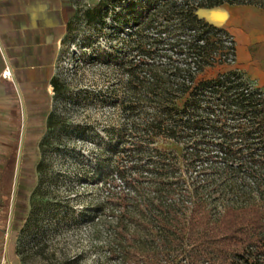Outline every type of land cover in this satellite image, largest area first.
<instances>
[{
    "label": "trees",
    "instance_id": "trees-1",
    "mask_svg": "<svg viewBox=\"0 0 264 264\" xmlns=\"http://www.w3.org/2000/svg\"><path fill=\"white\" fill-rule=\"evenodd\" d=\"M110 1L135 25L124 120L104 130L109 154L102 156V177L117 209L102 222L111 257L122 264H264V90L237 66L228 29L199 15L224 3L264 9V0H102V25ZM217 66L226 68L205 75ZM51 85L56 93L55 77ZM24 105L9 262L12 235L37 185L40 132L48 124L42 104ZM171 142L179 154L159 146Z\"/></svg>",
    "mask_w": 264,
    "mask_h": 264
},
{
    "label": "rangeland",
    "instance_id": "rangeland-1",
    "mask_svg": "<svg viewBox=\"0 0 264 264\" xmlns=\"http://www.w3.org/2000/svg\"><path fill=\"white\" fill-rule=\"evenodd\" d=\"M72 1L71 27L54 67L58 90L55 93L48 86L49 94L37 103L48 109V124L40 132L37 185L28 193L22 228L12 235L15 256L10 262L6 240L16 177H22L20 145L26 133V109L21 99L9 108L13 135L0 147V264H122L110 255L112 237L103 225L117 209H111L114 202L106 196L110 187L103 182L102 156L109 154L105 128L124 120L125 63L135 57V25L123 21L126 10L120 12L114 1L108 3L103 25L102 0ZM88 11L94 13L92 22ZM199 15L228 29L236 42L237 66L264 90V9L224 3L201 8ZM225 68L208 69L205 75L212 77ZM6 69L10 73L6 78H12L9 64ZM37 122L33 121L32 130H37ZM159 146L181 152L172 142ZM220 210L221 205L215 209Z\"/></svg>",
    "mask_w": 264,
    "mask_h": 264
},
{
    "label": "crops",
    "instance_id": "crops-1",
    "mask_svg": "<svg viewBox=\"0 0 264 264\" xmlns=\"http://www.w3.org/2000/svg\"><path fill=\"white\" fill-rule=\"evenodd\" d=\"M73 13L72 0H0V147L13 135L11 104L41 103L49 94ZM8 64L12 78L2 76Z\"/></svg>",
    "mask_w": 264,
    "mask_h": 264
},
{
    "label": "water",
    "instance_id": "water-1",
    "mask_svg": "<svg viewBox=\"0 0 264 264\" xmlns=\"http://www.w3.org/2000/svg\"><path fill=\"white\" fill-rule=\"evenodd\" d=\"M23 138H24V135L22 136V140H21L20 154H21L22 145H23ZM17 184H18V176L16 177V181H15L14 193L16 192ZM14 201L15 200H14V197H13L12 204H11V209H10L9 222H8V233H7L8 236H7V240H6V249H7V246H8V240H9V236H10V227H11V221H12V215H13Z\"/></svg>",
    "mask_w": 264,
    "mask_h": 264
},
{
    "label": "built area",
    "instance_id": "built-area-1",
    "mask_svg": "<svg viewBox=\"0 0 264 264\" xmlns=\"http://www.w3.org/2000/svg\"><path fill=\"white\" fill-rule=\"evenodd\" d=\"M2 75H3V77H10V73H9L8 69L4 70Z\"/></svg>",
    "mask_w": 264,
    "mask_h": 264
}]
</instances>
